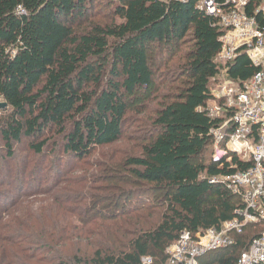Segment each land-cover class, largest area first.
Here are the masks:
<instances>
[{"label":"trees","instance_id":"1","mask_svg":"<svg viewBox=\"0 0 264 264\" xmlns=\"http://www.w3.org/2000/svg\"><path fill=\"white\" fill-rule=\"evenodd\" d=\"M95 1L0 0V102L6 108L0 110V166L24 140L31 155L47 158L52 139L58 138L54 154L60 149L78 163L117 144L127 113L144 109L159 93L160 76L150 67L149 53H173L187 40L188 51L172 69L179 86L163 96L153 135L141 145L140 155L111 168L131 183L154 189L146 193L162 195L164 212L157 222L150 223L149 217L138 222L127 235L121 227L111 229L96 245L88 244L91 253L81 252L78 238V252L68 255L55 248L74 246L63 236L73 222L61 212L39 215L27 205L0 226V258L29 243L47 254L45 264H143V258L164 264L167 248L181 231L219 230L241 206L222 184L211 183L251 166L236 158L230 164L212 160L210 130L220 121L212 120L205 107L212 97L211 80L223 68L216 62L221 31L215 18L198 10L196 0H108L113 1L107 6L112 7L110 20L101 22L94 15ZM226 69L238 83L257 70L244 54ZM44 189L29 190L30 196ZM121 199L117 196L116 204ZM56 218L61 220L54 225ZM262 231L264 223L246 225L231 234L233 245L206 254L201 264H236ZM6 258L4 264H22Z\"/></svg>","mask_w":264,"mask_h":264},{"label":"rangeland","instance_id":"2","mask_svg":"<svg viewBox=\"0 0 264 264\" xmlns=\"http://www.w3.org/2000/svg\"><path fill=\"white\" fill-rule=\"evenodd\" d=\"M110 2L113 1L96 0L93 4L94 15L100 18L101 22L110 20L109 12L112 7L107 8ZM187 42L185 40L173 47V53L157 49L149 53L150 67L157 77L160 76L159 93L144 109L127 113L124 135L117 144L97 149L81 163L66 156L60 149L54 154L56 146H53V142L54 140L60 142L58 138H53L51 147L46 150L49 157H40L41 159L31 155L27 141L14 145L13 157L10 160H3L0 166V226L10 222V219L16 217L20 209L27 205L39 215L47 212L54 216L55 212H61L73 222L74 227L67 230L63 236L74 246L66 244L64 248L60 246L55 250L60 252L63 249L65 254L70 255L78 252L75 250L78 238H81L82 242L81 252L91 253L93 246L88 244L96 245L111 229L121 227L122 235L124 233L127 235L134 230V225L138 222L142 224L146 222L147 217L150 223L157 222L158 217L164 212L160 198L162 195L146 193L145 190L154 189L140 183H131L125 174L119 173L117 168L118 172L115 173L116 171H111V168L114 163L123 161L127 156L140 155L141 145L153 135L155 112L162 104L163 96L179 86L178 74L172 69L177 65V59L188 51ZM216 89L217 82H212L210 91L213 93ZM5 109L0 107V110ZM58 181L61 184H57L56 187L55 183ZM32 182L34 185L30 186ZM43 188L45 189L42 193L30 196L33 191L29 190ZM19 190L26 193L23 191L20 193ZM21 194H25V197H21ZM117 196L122 199L116 204ZM21 201L25 203L21 205ZM58 219L61 220L56 218L54 225L60 223ZM80 229L82 233L78 237ZM7 235L8 231L4 233V236ZM39 250L36 245L23 243L17 253H6L2 256L0 264H4L6 257L14 258V261L22 264H45L44 258L47 254H41Z\"/></svg>","mask_w":264,"mask_h":264},{"label":"built area","instance_id":"3","mask_svg":"<svg viewBox=\"0 0 264 264\" xmlns=\"http://www.w3.org/2000/svg\"><path fill=\"white\" fill-rule=\"evenodd\" d=\"M195 6L215 18L221 31L216 62L223 68L211 80L217 82L218 89L211 92L205 107L212 120L220 121L210 130L212 160L230 164L236 158L251 166L211 180L241 200L233 218L219 230L181 231L167 248L164 264H201L206 254L233 245L231 234L241 233L246 225L264 223V0H196ZM240 54L257 69L243 83L230 79L226 69V64ZM142 262L152 264L150 258ZM236 264H264V231L250 241Z\"/></svg>","mask_w":264,"mask_h":264},{"label":"water","instance_id":"4","mask_svg":"<svg viewBox=\"0 0 264 264\" xmlns=\"http://www.w3.org/2000/svg\"><path fill=\"white\" fill-rule=\"evenodd\" d=\"M0 107L2 108V107H5V104L3 103V104H0Z\"/></svg>","mask_w":264,"mask_h":264}]
</instances>
